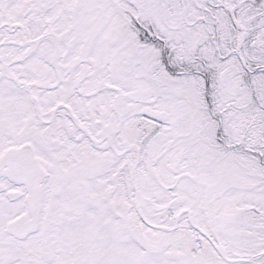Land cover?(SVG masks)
I'll use <instances>...</instances> for the list:
<instances>
[{"label":"snow or ice","instance_id":"obj_1","mask_svg":"<svg viewBox=\"0 0 264 264\" xmlns=\"http://www.w3.org/2000/svg\"><path fill=\"white\" fill-rule=\"evenodd\" d=\"M0 264H264V0H0Z\"/></svg>","mask_w":264,"mask_h":264}]
</instances>
